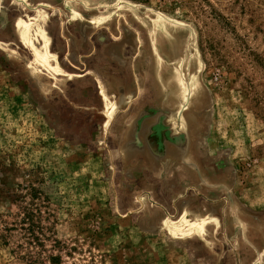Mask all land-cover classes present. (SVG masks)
<instances>
[{"label":"rangeland","instance_id":"rangeland-1","mask_svg":"<svg viewBox=\"0 0 264 264\" xmlns=\"http://www.w3.org/2000/svg\"><path fill=\"white\" fill-rule=\"evenodd\" d=\"M0 264H264V0H0Z\"/></svg>","mask_w":264,"mask_h":264},{"label":"trees","instance_id":"trees-1","mask_svg":"<svg viewBox=\"0 0 264 264\" xmlns=\"http://www.w3.org/2000/svg\"><path fill=\"white\" fill-rule=\"evenodd\" d=\"M30 232H31V234H32V235H31V236H32V237H31V240L34 241L35 244H41L39 238L36 237L35 235H33V233H32L33 230H32V231L30 230ZM54 260H55V259H52V258H51V261H52V262H55Z\"/></svg>","mask_w":264,"mask_h":264}]
</instances>
